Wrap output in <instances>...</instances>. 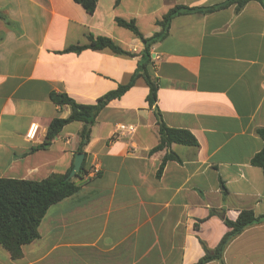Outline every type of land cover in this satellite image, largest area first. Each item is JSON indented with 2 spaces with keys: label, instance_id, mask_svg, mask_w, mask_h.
I'll use <instances>...</instances> for the list:
<instances>
[{
  "label": "crops",
  "instance_id": "1",
  "mask_svg": "<svg viewBox=\"0 0 264 264\" xmlns=\"http://www.w3.org/2000/svg\"><path fill=\"white\" fill-rule=\"evenodd\" d=\"M225 0H98L89 13L75 0H0V178L41 180L71 172L75 155L100 173L51 205L39 238L14 258L0 244V264H194L203 243L215 248L229 230L212 210L235 220L243 209L264 214V170L251 160L264 146V5L250 0L210 12L173 17L151 47L157 107L169 127L191 131L197 146L172 143L164 159L158 119L139 77L99 112L90 141L80 148L83 122L66 124L45 148L56 105L51 92L92 104L127 83L144 42L116 18L134 20L150 37L174 6L206 7ZM110 37L132 53L110 48L67 51L89 36ZM117 123L137 126L112 139ZM32 125L34 135L28 136ZM74 177V176H73ZM226 264H264V222L231 240ZM205 264H222L214 259Z\"/></svg>",
  "mask_w": 264,
  "mask_h": 264
},
{
  "label": "trees",
  "instance_id": "2",
  "mask_svg": "<svg viewBox=\"0 0 264 264\" xmlns=\"http://www.w3.org/2000/svg\"><path fill=\"white\" fill-rule=\"evenodd\" d=\"M75 1L80 3L89 13H93L97 7L98 0ZM249 1L225 0L221 3L206 7L176 5L158 21L161 29L150 37H146L141 33L134 20L128 21L117 17L116 21L119 25L129 28L145 44L141 52V59L137 70L127 83L120 84L116 89L102 95L96 103L92 104L77 102L65 92L52 91L51 99L53 102L60 107L66 104L69 105L71 112L67 117L57 116L52 119L46 133V138L39 147H47L66 124L80 120L83 122V127L80 131L79 150L84 151V146L90 141L92 127L96 122L99 112L109 101L122 96L135 84L139 77H143L149 87L147 100L150 106H154V111L158 119L159 142L151 151L166 149L167 153L164 159H169L178 158V155L171 150L172 143L197 146L198 140L191 131L183 128L169 127L162 119L161 111L157 107L159 84L156 76L152 73L154 62L151 47L166 37L173 17L178 14L194 11L206 13L232 4H236L237 10H239ZM259 1L264 5V0ZM0 16L3 15L0 14ZM89 39L90 42L87 44L71 45L66 50L79 52L85 48H110L119 54L132 55L131 52L120 47L110 37H95L90 35ZM257 131L264 139V127L259 128ZM251 162L253 165L259 166L264 170V146L253 156ZM82 171L88 172L84 170L83 165L80 172ZM80 172L71 178H68L70 171L65 174L52 173L41 180L0 178V244L9 250L14 258L22 255L23 245L39 238V225L48 208L80 189L81 185L76 181L77 177H81ZM212 213L218 214L227 224L229 230L223 235L215 248L211 249L203 243L205 254L194 264H205L214 259L220 260L222 264H226L224 261V252L231 240L247 227L264 222V214L256 215L251 209H243L235 220L229 219L224 210H212Z\"/></svg>",
  "mask_w": 264,
  "mask_h": 264
},
{
  "label": "built area",
  "instance_id": "3",
  "mask_svg": "<svg viewBox=\"0 0 264 264\" xmlns=\"http://www.w3.org/2000/svg\"><path fill=\"white\" fill-rule=\"evenodd\" d=\"M136 129H137V126L132 123H117L113 131L112 139L131 137L132 135L135 134ZM34 130H35V125H32L28 132V136L31 137L32 135H34ZM99 173H100V168L95 163L92 165V167L87 172V176H95V175H98Z\"/></svg>",
  "mask_w": 264,
  "mask_h": 264
},
{
  "label": "water",
  "instance_id": "4",
  "mask_svg": "<svg viewBox=\"0 0 264 264\" xmlns=\"http://www.w3.org/2000/svg\"><path fill=\"white\" fill-rule=\"evenodd\" d=\"M84 157H85V154L83 152H78L75 155L74 166H73V169L71 170L68 178L75 176L77 173H79L81 171V167H82Z\"/></svg>",
  "mask_w": 264,
  "mask_h": 264
}]
</instances>
